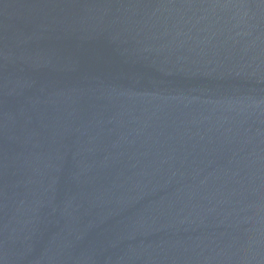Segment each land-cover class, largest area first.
I'll use <instances>...</instances> for the list:
<instances>
[{
	"label": "water",
	"instance_id": "1",
	"mask_svg": "<svg viewBox=\"0 0 264 264\" xmlns=\"http://www.w3.org/2000/svg\"><path fill=\"white\" fill-rule=\"evenodd\" d=\"M0 264H264V0H0Z\"/></svg>",
	"mask_w": 264,
	"mask_h": 264
}]
</instances>
